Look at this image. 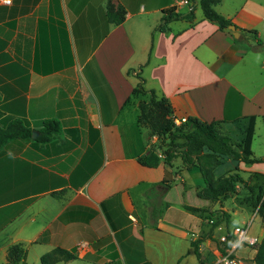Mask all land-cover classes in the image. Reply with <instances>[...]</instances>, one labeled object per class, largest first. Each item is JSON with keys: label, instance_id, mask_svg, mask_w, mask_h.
Returning <instances> with one entry per match:
<instances>
[{"label": "crops", "instance_id": "crops-1", "mask_svg": "<svg viewBox=\"0 0 264 264\" xmlns=\"http://www.w3.org/2000/svg\"><path fill=\"white\" fill-rule=\"evenodd\" d=\"M181 1L119 0L127 13L114 24L107 0H0V125L15 118L34 129L31 138L0 149L2 264L13 243L27 247L25 264L31 251L41 263L54 247L78 255L56 264H182L194 251L187 243L209 236L206 215L214 209L198 201L209 200L197 195L205 186L201 171L180 157L164 162L157 136L138 122L144 96L133 92L142 77L147 89L169 99L177 122L226 119L232 126L257 115V125L264 118V4L216 6L238 36L198 15L199 5L194 18L156 29L163 9L186 12L195 3ZM244 29H256L263 47ZM47 119L59 120L63 130L37 141ZM151 149L162 157L156 167L140 162ZM228 162L246 171L244 161ZM167 172L173 183L164 189ZM196 214L201 223L192 227ZM215 229L200 243L205 261V249L212 257L217 252L207 249Z\"/></svg>", "mask_w": 264, "mask_h": 264}, {"label": "trees", "instance_id": "trees-1", "mask_svg": "<svg viewBox=\"0 0 264 264\" xmlns=\"http://www.w3.org/2000/svg\"><path fill=\"white\" fill-rule=\"evenodd\" d=\"M195 3L186 12H176L173 8L163 9L162 21L156 29L166 30L169 22L179 19H192L195 16L194 9L199 5L205 18L216 22L222 28H227L233 24L230 19L216 10V6L222 0H193ZM126 9L119 0H107L106 15L108 20L114 24H120L125 20ZM255 35L257 45L263 47V42L258 38L256 29L246 30ZM139 77L137 87L133 94L144 96L139 101V119L141 125L149 129V135L157 136L156 146L163 151V159L166 164H170L175 158L180 157L187 168H198L203 176L205 186L198 190L197 195L202 199L212 201H224L237 197L239 187L244 188V192L239 196L244 197L243 203L248 204L253 211L258 208V215L264 221V187L262 185L248 184L242 176L239 167L230 169L226 172H219L220 166L225 158H235L245 163L264 161V158L253 156L252 142L255 134L257 115H250L232 121L214 120L211 122L203 121L195 117H189L177 123L174 117V109L165 96H160L154 89H147L144 86L143 78ZM63 127L57 119H47L43 122L40 135L35 139L41 142L53 140ZM34 129L22 119L5 118L0 125V149L10 140L17 138H31ZM162 157L151 149L148 154L140 158V162L149 167H156L161 162ZM173 179L167 172L163 181L164 189L172 186ZM242 197V198H243ZM192 211L199 209L187 206ZM222 210V209H220ZM223 215L214 222V226H219L226 221L228 233V243L220 246L222 251L230 248L235 239L231 225V213L222 211ZM214 229H210L209 236H202L192 241L194 252L199 259L198 264H206L205 259L199 250L200 243L205 238L212 236ZM221 244V243H220ZM255 249L252 261L255 264H264V235L261 240L251 245ZM27 247L24 243H13L8 249L7 264H25ZM78 258L73 250L63 247H54L44 253L41 264H56L60 261H70ZM174 264H181L180 262Z\"/></svg>", "mask_w": 264, "mask_h": 264}, {"label": "rangeland", "instance_id": "rangeland-1", "mask_svg": "<svg viewBox=\"0 0 264 264\" xmlns=\"http://www.w3.org/2000/svg\"><path fill=\"white\" fill-rule=\"evenodd\" d=\"M226 3H229L231 0H225ZM260 1L264 4V0H257ZM216 10L218 11V9L216 8ZM197 12L198 15H203V11L201 9V7L197 8ZM181 22H178L177 25H180ZM262 30V36L260 37L263 42H264V28L261 29ZM247 36L249 38V40L251 42H253L255 44V47L259 46L257 45V39L255 38V35L252 33H247ZM180 123V122H177ZM253 152L255 155L257 156H264V118L261 116L258 118L257 121V125H256V133L254 136V143H253ZM182 162L180 159H176L175 160V166L180 165ZM244 165V167L246 168V171H242V175L244 178H251L252 180H254L256 183L261 184L264 186V175H254L251 173V171L254 170H264V161L261 162H257V163H253V164H249V163H242ZM235 166H233L232 168L229 167V162H228V157L224 159L223 165L221 167L220 172H226L230 169H234ZM239 195H241V193L244 192V188L242 186L239 187ZM193 193L195 195V191H189V195ZM188 195V196H189ZM238 198H234V199H227L224 200L223 202H218V201H212V200H201L199 199V202H204V203H209V205L211 206L212 209L214 210H209V213L206 215L207 218H211L213 219V222H207L208 224V231H210V229H215V233H216V237H215V241H213L212 243H209V246L207 249H211L212 247L218 248L220 246H222V244L219 243V236L222 233H225L227 230V223L226 221L221 222V224L219 226H214V222H216L219 217H221L223 215L222 211H226V212H230L231 213V225L230 228L234 229L236 226H245L247 223H249L252 220V223L250 225V229H249V233L253 236H257L259 239H261L264 235V222L261 219L262 217H260L259 215L257 216H253L254 215V211L250 208H247L245 206H248V204L243 203L244 201V197L243 196H239ZM243 197V198H242ZM243 203V205H242ZM245 205V206H244ZM221 206H224L227 210H220L219 208ZM195 217H198V219L196 218L194 220V222L191 224L192 227H195L197 224L201 223V219L200 216L198 214L195 215ZM189 246H191V243H187ZM206 249L203 251V253L207 256L210 257V261L206 260V262L208 264L214 263L216 264V260L217 257L214 254V257L210 256L209 252L206 254ZM255 253V249L251 248V246H240L238 248V250L236 251L235 255L240 258L242 261H244L246 264H251L252 258L254 256ZM213 254V253H212ZM2 259H0V264H2ZM211 262V263H210ZM199 263V259L197 257V255L195 254V252L192 250L191 254L189 255H185V257L182 259V264H198ZM26 264H41L40 262H38L37 258H35L33 252L31 251L29 258L26 262ZM222 264V263H221Z\"/></svg>", "mask_w": 264, "mask_h": 264}, {"label": "built area", "instance_id": "built-area-1", "mask_svg": "<svg viewBox=\"0 0 264 264\" xmlns=\"http://www.w3.org/2000/svg\"><path fill=\"white\" fill-rule=\"evenodd\" d=\"M187 3V0L181 1L180 4ZM258 215V208L254 211L253 216ZM213 222V219H207V222ZM252 220L247 223L245 226H236L233 229V233L235 236L234 241L231 244L230 248H226L225 251H222L220 247L217 248L216 257L217 264H246L240 258H238L235 253L240 246H251L260 241L257 236H253L249 233L250 225ZM219 243L223 245V243H228V233L225 232L221 234L218 238ZM79 246H84V244H80ZM251 264H255L252 262Z\"/></svg>", "mask_w": 264, "mask_h": 264}, {"label": "water", "instance_id": "water-1", "mask_svg": "<svg viewBox=\"0 0 264 264\" xmlns=\"http://www.w3.org/2000/svg\"><path fill=\"white\" fill-rule=\"evenodd\" d=\"M229 27H230V29H232V30H234L235 31V36H238L237 34H240V32H237L236 31V26H235V24H231V25H229Z\"/></svg>", "mask_w": 264, "mask_h": 264}]
</instances>
